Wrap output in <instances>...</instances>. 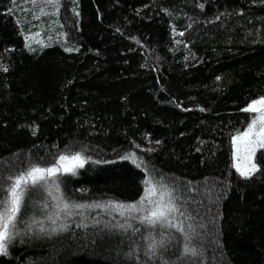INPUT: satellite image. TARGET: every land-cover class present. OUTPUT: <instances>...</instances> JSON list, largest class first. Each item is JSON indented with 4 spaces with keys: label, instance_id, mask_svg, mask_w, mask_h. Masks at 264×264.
Wrapping results in <instances>:
<instances>
[{
    "label": "trees",
    "instance_id": "obj_1",
    "mask_svg": "<svg viewBox=\"0 0 264 264\" xmlns=\"http://www.w3.org/2000/svg\"><path fill=\"white\" fill-rule=\"evenodd\" d=\"M261 98L264 0H0V201L84 160L25 190L0 264H264V151L232 168ZM145 181L171 223L122 210Z\"/></svg>",
    "mask_w": 264,
    "mask_h": 264
},
{
    "label": "snow or ice",
    "instance_id": "obj_2",
    "mask_svg": "<svg viewBox=\"0 0 264 264\" xmlns=\"http://www.w3.org/2000/svg\"><path fill=\"white\" fill-rule=\"evenodd\" d=\"M259 105L260 107H257ZM244 111H250V112H259V115L255 117L252 121V124L249 125V131L244 133L243 137H236L235 139H244V137H247L251 134L252 130L256 127V125L259 123L262 126H264V100L258 101L252 105H249L248 108H245ZM262 133H264V127L261 129ZM235 142V141H234ZM253 145L255 147H253ZM256 147H264V135H261V137L258 140H249L247 148L249 150L250 155H253L256 151ZM68 158L65 156H61L59 158V161L57 162L60 167H64L63 162L67 160ZM125 159H131L133 163H136V158L134 155L125 157ZM72 161H75L76 163L72 165V167H65V171H73V168L75 167H83L84 161L81 159L79 155L71 157ZM139 167V165H137ZM256 168L255 164L252 165V171H254ZM238 171H240L239 167L237 168ZM57 171V167H49V168H40V167H33L30 170H28L26 173L16 176L13 180L11 185L7 188L8 197L0 201V204H3V210L0 211V255H6L7 254V247L4 243L6 239H8V233H9V226L13 224V222L16 220V215L20 210V205L22 202V198L24 195V190L26 185H28L29 182H31L33 185H35L38 181L44 180L47 176L54 175ZM73 174H75L73 172ZM241 175L247 176L249 175V172L241 171ZM149 181H145V184H148ZM153 190L151 188L146 189V192H152ZM147 198V197H145ZM119 207H123L122 205ZM129 207H135L134 205ZM174 209L168 206L165 207H157L152 210L150 216L145 217L142 222L145 220L148 224H155L158 222H161L162 220L166 219V213L173 211ZM191 252L193 256L196 255L194 250L186 249V253L188 254Z\"/></svg>",
    "mask_w": 264,
    "mask_h": 264
},
{
    "label": "rangeland",
    "instance_id": "obj_3",
    "mask_svg": "<svg viewBox=\"0 0 264 264\" xmlns=\"http://www.w3.org/2000/svg\"><path fill=\"white\" fill-rule=\"evenodd\" d=\"M261 100H264V98H261L257 101H254V102L250 103L249 105H252V104H254L258 101H261ZM249 105H247L245 108H248ZM257 107H260V106L257 105ZM244 109H243V111H244ZM244 112L250 113L253 116L250 120V123L246 127V129L237 133L232 139V168L240 176L248 177V176L253 175L258 170L257 157H258L259 152L264 151V147H256L255 153L253 155H250L249 150L247 148L248 141L249 140H258L261 137V135H264V133H262V131H261L262 127H264V126H262L261 124L258 123L256 125V127L252 130V132L249 136L244 137V139H239V140L235 139L236 137H243L244 133L249 131V125L252 124L253 119L259 115V112H250V111H244ZM253 147H255V146L253 145ZM75 163H76L75 161L71 160V157L63 162L64 167H60L57 163L55 166H53V167H57L56 173L54 175H51V176L46 175V178L44 180L38 181L35 185L42 184V183H48V181L51 178H53L55 175H57L59 173H71V172L75 171L79 167L73 168V171H65V167H72V165H74ZM253 164H255V166H256L254 171L251 170ZM238 167H239L240 171L237 170ZM241 171L249 172V175L243 176V175H241ZM32 186H33V184L31 182H29L28 185H26L25 190L29 187H32ZM148 188H151L153 191L152 192H146V189H148ZM25 190H24V192H25ZM145 197H147V198H145ZM133 205L135 207H125V208H122V210L129 211L132 213L135 212L138 215L143 214L145 217H148V216H150L152 210L157 208V207L168 206V207H171L174 209V205L171 202L167 192L164 190L156 189L154 186L149 185V184H145L144 192H143L141 199L139 201H137L136 203H134ZM136 214H132V215H136ZM174 219H175V209L171 212L166 213V219L165 220L168 223H171V221ZM12 232H13V224L9 226L8 238L10 236H12ZM7 241H8V239H6L4 241V243L6 244Z\"/></svg>",
    "mask_w": 264,
    "mask_h": 264
}]
</instances>
